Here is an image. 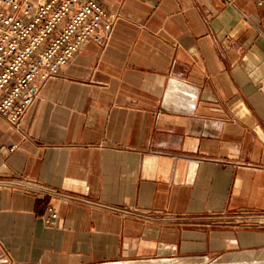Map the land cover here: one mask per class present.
Masks as SVG:
<instances>
[{
    "label": "crops",
    "instance_id": "obj_1",
    "mask_svg": "<svg viewBox=\"0 0 264 264\" xmlns=\"http://www.w3.org/2000/svg\"><path fill=\"white\" fill-rule=\"evenodd\" d=\"M97 1L108 41L0 115V264L264 262V5Z\"/></svg>",
    "mask_w": 264,
    "mask_h": 264
},
{
    "label": "built area",
    "instance_id": "obj_2",
    "mask_svg": "<svg viewBox=\"0 0 264 264\" xmlns=\"http://www.w3.org/2000/svg\"><path fill=\"white\" fill-rule=\"evenodd\" d=\"M116 20L97 0H0V115L16 126L46 81L85 42L105 44ZM47 211L49 222L57 211Z\"/></svg>",
    "mask_w": 264,
    "mask_h": 264
},
{
    "label": "rangeland",
    "instance_id": "obj_3",
    "mask_svg": "<svg viewBox=\"0 0 264 264\" xmlns=\"http://www.w3.org/2000/svg\"><path fill=\"white\" fill-rule=\"evenodd\" d=\"M243 252H237V253H230V254H226L227 257H222L223 255L221 256H216V257H210L209 259H195L197 260L200 264H210L211 262H223V263H227V264H233L234 261L236 260H241V262H249V263H254L255 261H260L261 258H258L256 256L255 253L253 252H245L246 255H245V258L244 259H239L238 257H233L234 254H242ZM225 256V255H224ZM229 256V257H228ZM203 261V262H201ZM205 261V262H204ZM263 262V261H262Z\"/></svg>",
    "mask_w": 264,
    "mask_h": 264
},
{
    "label": "bare ground",
    "instance_id": "obj_4",
    "mask_svg": "<svg viewBox=\"0 0 264 264\" xmlns=\"http://www.w3.org/2000/svg\"><path fill=\"white\" fill-rule=\"evenodd\" d=\"M164 259V258H163ZM148 261V260H147ZM130 262V261H129ZM134 262V261H133ZM201 262H203V261H201ZM205 262V261H204ZM117 264V263H116ZM122 264V263H121ZM123 264H129V263H127V262H123ZM130 264H200L197 260H195V259H192V258H174V259H169V261H166V260H160L159 259V261H153L152 262V260H150V262L148 261V262H144V263H142V262H135V263H132V261L130 262ZM210 264H227V263H223V262H211ZM233 264H264V262H262L261 260L260 261H255L254 263H249V262H247V261H245V262H241V260H236V261H234V263Z\"/></svg>",
    "mask_w": 264,
    "mask_h": 264
}]
</instances>
